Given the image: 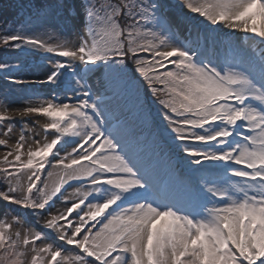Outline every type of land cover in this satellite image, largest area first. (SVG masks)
<instances>
[{
  "label": "snow or ice",
  "instance_id": "snow-or-ice-1",
  "mask_svg": "<svg viewBox=\"0 0 264 264\" xmlns=\"http://www.w3.org/2000/svg\"><path fill=\"white\" fill-rule=\"evenodd\" d=\"M15 7L0 26V264H264V0ZM37 54L47 71L22 75ZM28 85L50 94L11 107Z\"/></svg>",
  "mask_w": 264,
  "mask_h": 264
},
{
  "label": "rangeland",
  "instance_id": "rangeland-1",
  "mask_svg": "<svg viewBox=\"0 0 264 264\" xmlns=\"http://www.w3.org/2000/svg\"><path fill=\"white\" fill-rule=\"evenodd\" d=\"M5 1V0H3ZM173 13L175 12L174 10H172ZM188 15H192V14H188ZM183 19V18H181ZM186 23H188L187 21H185L184 23H180L179 26H181L180 28V32H181V35H183L187 29V26H186ZM223 32H227V29H224ZM242 34L240 33H236V43L237 44H240L241 46H243V42L242 40L239 39V37H241ZM39 57V55H35V58L37 59ZM45 64H42V66H34V65H31L29 66L30 68L26 69L22 75L28 77V78H33V79H36V78H40L44 72L47 71V68L44 67ZM43 67V68H42ZM31 86V85H29ZM35 87V89H38L41 87V85H33ZM43 89V95L47 96L49 95V89L46 88L45 86L42 87ZM18 96H21V93L18 92V93H14V94H11L9 97H8V103L11 107H14V108H18V107H22L23 106V102H18V101H15V98L18 97ZM158 118V117H157ZM32 121L29 122V124H31ZM156 120H152V128L150 127V124L148 123L147 127H145V134H148V131L151 130V131H156ZM3 154V151L2 149H0V155ZM50 171V170H49ZM45 174H47V172H45ZM58 175H57V170H53V175L51 177H49L48 175L45 176V178H43L42 176V179L43 180H47L49 182V184H53L55 182H58ZM65 247H70V246H65Z\"/></svg>",
  "mask_w": 264,
  "mask_h": 264
},
{
  "label": "trees",
  "instance_id": "trees-1",
  "mask_svg": "<svg viewBox=\"0 0 264 264\" xmlns=\"http://www.w3.org/2000/svg\"><path fill=\"white\" fill-rule=\"evenodd\" d=\"M15 3H16V0L6 1V3H3L0 0V26H2L4 24V20L2 18V15L4 14V11L6 10V8H9L11 6L12 9H14V11H18V9L15 7ZM0 50H2V49H0ZM141 96L146 101H148V107L153 109L154 107H153V103H152V97H151V94L147 91L146 85L141 90Z\"/></svg>",
  "mask_w": 264,
  "mask_h": 264
},
{
  "label": "bare ground",
  "instance_id": "bare-ground-1",
  "mask_svg": "<svg viewBox=\"0 0 264 264\" xmlns=\"http://www.w3.org/2000/svg\"><path fill=\"white\" fill-rule=\"evenodd\" d=\"M179 28H181V26H179Z\"/></svg>",
  "mask_w": 264,
  "mask_h": 264
}]
</instances>
